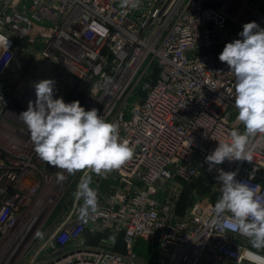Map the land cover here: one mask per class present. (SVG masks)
<instances>
[{
  "label": "built area",
  "instance_id": "1",
  "mask_svg": "<svg viewBox=\"0 0 264 264\" xmlns=\"http://www.w3.org/2000/svg\"><path fill=\"white\" fill-rule=\"evenodd\" d=\"M120 4L0 0V35L10 42L0 46V264H259L264 249L211 224L216 202L179 212L171 189L182 186L179 179L216 176L206 156L229 142L232 130L244 132L235 78L219 54L240 39L245 23L264 28V11L253 0H140L126 14ZM22 44L68 75L54 98L96 108L134 149L119 169L87 172L98 192V212L87 223L78 219L83 201L74 196L86 172L69 175L42 161L18 117L35 100L37 82L12 69ZM152 73L143 98L130 102ZM250 146L251 162L217 167L258 185L264 203V134ZM61 171L66 179L58 183ZM106 228L122 232L123 251L85 236ZM137 241L153 259L135 251Z\"/></svg>",
  "mask_w": 264,
  "mask_h": 264
},
{
  "label": "clouds",
  "instance_id": "2",
  "mask_svg": "<svg viewBox=\"0 0 264 264\" xmlns=\"http://www.w3.org/2000/svg\"><path fill=\"white\" fill-rule=\"evenodd\" d=\"M120 7L126 14L129 7L139 8L140 0H121ZM238 35L240 39L225 44L219 60L235 78L236 119L245 130H232L230 141L219 142L205 158L208 171L218 173L215 179L220 185L210 222L225 231L244 234L252 247L260 250L264 249V203L257 199L258 185L238 181L236 171L217 167L225 161L251 162V140L264 134V28L255 21L248 22ZM9 43L8 37L0 35V46L8 48ZM33 86L35 100H29L27 110L18 117L42 161L69 175L86 172L74 196L83 201L78 219L87 223L90 215L98 212V192L91 187L92 177L87 172L99 176L119 169L133 157L134 149L120 138L119 126L98 115L96 108L86 111L79 100L66 103L62 97L54 98V79H41ZM64 171L57 172L58 183L66 179ZM250 178L254 177L250 174ZM36 236L42 238L43 233L38 231ZM256 259L264 264V257Z\"/></svg>",
  "mask_w": 264,
  "mask_h": 264
},
{
  "label": "rangeland",
  "instance_id": "3",
  "mask_svg": "<svg viewBox=\"0 0 264 264\" xmlns=\"http://www.w3.org/2000/svg\"><path fill=\"white\" fill-rule=\"evenodd\" d=\"M12 69L21 71V74L27 75L30 80L37 82L41 79H54L56 81L55 92L58 96H61V91L58 92L57 90L58 86L61 85V90L67 86L66 83L69 81L68 75L58 64L45 59L39 52L27 50L25 44L19 48ZM12 73L14 72L10 74ZM154 79L155 73L146 76L134 90L130 102H137L142 99ZM215 177L214 174L205 172L191 180L179 179L182 186L178 190L174 187L171 189V194H177L178 211L183 212L187 208H195L199 202H216L220 195V185ZM85 236L100 245L114 247L117 251H123L125 248L122 232L119 230L106 228L94 233L88 230ZM135 251L153 259L152 250L148 249V244L144 241H137Z\"/></svg>",
  "mask_w": 264,
  "mask_h": 264
},
{
  "label": "crops",
  "instance_id": "4",
  "mask_svg": "<svg viewBox=\"0 0 264 264\" xmlns=\"http://www.w3.org/2000/svg\"><path fill=\"white\" fill-rule=\"evenodd\" d=\"M264 11V0H253Z\"/></svg>",
  "mask_w": 264,
  "mask_h": 264
},
{
  "label": "trees",
  "instance_id": "5",
  "mask_svg": "<svg viewBox=\"0 0 264 264\" xmlns=\"http://www.w3.org/2000/svg\"><path fill=\"white\" fill-rule=\"evenodd\" d=\"M153 81H154V80H153ZM152 83H153V82H152ZM152 83H151V84H152ZM145 94H146V93H145Z\"/></svg>",
  "mask_w": 264,
  "mask_h": 264
}]
</instances>
